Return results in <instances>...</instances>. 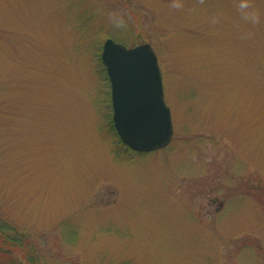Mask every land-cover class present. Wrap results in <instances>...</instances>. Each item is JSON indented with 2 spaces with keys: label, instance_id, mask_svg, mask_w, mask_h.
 I'll list each match as a JSON object with an SVG mask.
<instances>
[{
  "label": "rangeland",
  "instance_id": "374dc122",
  "mask_svg": "<svg viewBox=\"0 0 264 264\" xmlns=\"http://www.w3.org/2000/svg\"><path fill=\"white\" fill-rule=\"evenodd\" d=\"M237 2L0 0V221L42 264H264V0ZM107 38L155 50L167 147L109 126Z\"/></svg>",
  "mask_w": 264,
  "mask_h": 264
},
{
  "label": "water",
  "instance_id": "95a60500",
  "mask_svg": "<svg viewBox=\"0 0 264 264\" xmlns=\"http://www.w3.org/2000/svg\"><path fill=\"white\" fill-rule=\"evenodd\" d=\"M101 59L111 86L112 121L121 142L137 153L168 146L174 125L151 44L128 47L107 38Z\"/></svg>",
  "mask_w": 264,
  "mask_h": 264
},
{
  "label": "trees",
  "instance_id": "16d2710c",
  "mask_svg": "<svg viewBox=\"0 0 264 264\" xmlns=\"http://www.w3.org/2000/svg\"><path fill=\"white\" fill-rule=\"evenodd\" d=\"M99 61H101V55L99 54ZM103 67V66H102ZM101 69H104L103 68ZM106 70V69H105ZM107 80L109 81L107 72ZM109 126L115 132L123 150L134 154L128 149L120 140L115 127L113 125L112 116L110 114ZM17 231L19 235H11L9 231ZM20 253V255H15ZM15 255V256H14ZM0 264H42L39 248L37 243L28 234L21 233L16 227L9 228V225L4 221H0Z\"/></svg>",
  "mask_w": 264,
  "mask_h": 264
},
{
  "label": "clouds",
  "instance_id": "9594fccd",
  "mask_svg": "<svg viewBox=\"0 0 264 264\" xmlns=\"http://www.w3.org/2000/svg\"><path fill=\"white\" fill-rule=\"evenodd\" d=\"M175 7L179 8L182 5L175 3ZM236 7L240 13L241 18L252 25L259 24L262 19V13L251 3V0H238ZM116 27H123L124 22L122 20H116L114 18Z\"/></svg>",
  "mask_w": 264,
  "mask_h": 264
},
{
  "label": "flooded vegetation",
  "instance_id": "af4514ba",
  "mask_svg": "<svg viewBox=\"0 0 264 264\" xmlns=\"http://www.w3.org/2000/svg\"><path fill=\"white\" fill-rule=\"evenodd\" d=\"M99 61V60H98Z\"/></svg>",
  "mask_w": 264,
  "mask_h": 264
}]
</instances>
